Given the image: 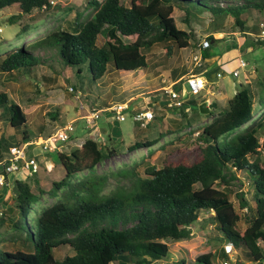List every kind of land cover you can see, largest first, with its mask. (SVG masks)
<instances>
[{"label": "trees", "instance_id": "obj_1", "mask_svg": "<svg viewBox=\"0 0 264 264\" xmlns=\"http://www.w3.org/2000/svg\"><path fill=\"white\" fill-rule=\"evenodd\" d=\"M88 5L93 14L87 20H82L77 13L68 28H56L29 46L6 50L0 59V71L12 77L29 73L42 61L33 51L41 46L55 50L74 73H81L86 66L94 81L100 77L115 80L111 78L114 74L118 76L122 71H134L147 65L144 48L163 43L170 53L172 45L184 48L195 39L191 29L177 26L173 16L175 7L183 10L187 24L191 17L211 15L210 21L217 29L231 16L243 34L240 9L264 10V0H129L128 3L88 0ZM50 7L51 0H0V11H12L7 19L10 23L34 11H48ZM27 30L23 25L21 31ZM207 38L212 43L202 52L205 62L220 55L211 51L217 38L211 35ZM200 40H196V46ZM203 67L195 69L194 73L202 74ZM179 83L173 84L175 89ZM74 90L77 92L76 88ZM204 100L189 99L175 108L181 117L174 132L188 129L189 136L197 132L199 152L192 154L184 147L177 156L165 159L160 167L145 168L143 177L136 175L134 168L129 172L118 170L119 177L136 175L132 188L117 187L103 194L107 175L70 180L71 176L91 171L116 154L115 148L104 147L93 137H86L80 145L67 151H55L64 176L54 181L48 192L57 196L52 204L35 208L43 193L41 188L38 194L32 189L30 179L36 182L33 176L37 174L15 177L13 203L1 210L0 215V226H5L8 233L3 240L20 242L23 246L31 241L33 248L0 250V264H161L168 257V240L189 239L193 235L192 226L204 210L209 213L205 221L212 224L213 231L206 236L219 243L220 249L199 254L189 264H215L218 257L225 261L229 255L227 245L242 251L248 262L262 263L264 87L263 93L254 97L247 85H241L227 100V106L217 112L210 110L218 108L217 102H210L209 112L205 114L207 122L195 130L193 125L202 114L198 106ZM187 107L191 116L185 110ZM1 118L13 127L27 123L23 108L3 90H0ZM260 135H263L262 141ZM163 136L164 133H159L151 140L135 141L127 149L149 148ZM21 140H31L27 130L23 131ZM12 145L16 144L0 136V171L4 170L3 161ZM239 170H246L248 183L253 187L254 208H250L242 194L239 197L240 208H247L249 214L240 213L231 199V182ZM241 220L247 223L244 229L239 227ZM60 245L70 246L74 254L56 259L53 249ZM167 264L186 262L179 259Z\"/></svg>", "mask_w": 264, "mask_h": 264}, {"label": "rangeland", "instance_id": "obj_2", "mask_svg": "<svg viewBox=\"0 0 264 264\" xmlns=\"http://www.w3.org/2000/svg\"><path fill=\"white\" fill-rule=\"evenodd\" d=\"M53 1L54 3L51 4L48 11H34L31 15H25L15 23H10L7 20L12 13L11 10L0 11V59L3 53L10 48L29 46L56 28H68L77 13H80L82 20H87L93 14L92 9L88 7V0ZM122 1L129 2V0ZM173 16L178 27L185 30L191 29L195 34V39L191 40L190 45L184 48H176L172 45L170 53L166 52L163 43L144 48L142 52L146 54L147 65L134 71H122L118 76L114 74L111 78L115 80L100 77L94 81L84 65H82L84 68L81 73H74L59 59L55 50L32 46V48L36 47L33 51L42 59L38 66L33 67L27 74L23 73L15 77L0 71V90L7 92L9 97L23 108L27 119L26 124L13 127L1 118L0 136H3L4 140L9 143L22 144L21 135L24 130H27L31 140L39 141L62 124L74 120L75 132L73 136H76V140L65 144L64 151L77 146L86 137L96 138L102 146L116 149V154L113 157L99 163L93 170H86L70 177L72 181L87 175H107L108 180L102 191L103 194H108L117 187L132 188L136 175L145 176V168L151 165L160 167L165 159L177 156L184 147L190 149L192 154L199 152L197 132L190 136L186 133L188 129L180 133L174 132L175 125L181 115L178 109L166 106L165 88L175 89L174 79L180 77L182 83H179V87L176 89L179 91L180 99L184 101L208 99L210 102H217L218 108H210L213 112L226 107L227 100L241 88V85H247L254 97L261 95L264 87V50L253 41L252 34L256 32L257 23L264 18V10L258 12L240 9L239 18L244 22L246 35L240 32L231 16L225 18L219 29L212 25V21H210L212 18L209 14L191 17L190 24L185 22L181 8L175 7ZM213 21H215L214 18ZM23 25L28 27L27 31H21ZM209 35L217 38V41H213L211 51L217 55L220 54V58L213 56L204 62L202 73L207 80V85L199 94L192 95L188 93L184 78L195 72L191 57L197 51L196 40ZM98 37L100 43L102 35ZM240 59L246 61L248 65L239 68ZM234 69H239L238 77L232 76ZM218 72L221 73L220 77L217 76ZM70 87L77 89L81 102H84L88 109H92L91 105H94L95 109H99L114 103L128 102L129 110L126 112V119L112 124L105 122L102 116L99 121L98 135L95 136L94 133L87 132L83 129V120L79 119L81 114L87 113V108L78 109L79 103L75 99L76 94L70 91ZM145 108L154 112L155 119L149 122L146 127L141 128L134 122L131 112ZM187 113L191 116V111H187ZM205 122H207L206 115L201 114V118L194 123L193 128L198 130ZM240 129H237L236 132ZM166 130H169V133L166 134ZM159 133H164V136L149 148L142 147L131 151L127 149L133 142L151 140L156 138ZM262 138L263 135H260V141ZM262 154L264 156V150ZM37 161L39 171L36 173L37 175L33 176L36 182L30 180L36 194H38V188L43 191L35 205L36 209H41L56 200L57 196L48 192L52 183L64 176V170L56 161L55 151H42L37 156ZM131 168H134L136 175L118 176V170L129 172ZM14 176L19 177L20 174L10 175V187H0V191L3 193L1 195L3 197L0 199V210H5L13 203L12 200L15 197ZM246 177V170L237 171L236 179L231 182L230 193L235 208L240 213L249 214L250 210L242 209L239 206L240 194L247 200L250 208L255 206L253 187L248 183ZM208 214L206 210L200 213L199 221L195 222L191 228L193 235L189 239L168 240V257L161 264L174 263L179 259H184L186 264H189L199 254L209 251L219 252V243L210 241L206 236L209 232L213 233L211 231L212 224L205 221ZM246 226L247 223L241 220L239 227L244 229ZM6 231L5 226L1 225L0 250L13 251L17 248L32 250L31 241L30 244L23 246L20 242L3 240V237L8 235ZM226 248L229 253L228 259L232 258L234 264H264V260L262 263L248 262L242 251L234 250L230 245H227ZM73 254V248L68 245H60L53 249V255L58 260L65 255ZM223 261L224 259L218 257L214 263L224 264ZM152 264L159 263L153 262Z\"/></svg>", "mask_w": 264, "mask_h": 264}, {"label": "built area", "instance_id": "obj_3", "mask_svg": "<svg viewBox=\"0 0 264 264\" xmlns=\"http://www.w3.org/2000/svg\"><path fill=\"white\" fill-rule=\"evenodd\" d=\"M53 3L54 1L51 0V4ZM252 37L253 41L259 44L264 50V19L260 20L257 23V31L252 34ZM211 43L212 41L209 40L207 36L203 37L198 43L197 51H195L191 57L194 69L201 68L204 65L205 61L202 52L204 49L209 48L211 46ZM238 65L239 68H244L248 65V63L240 59ZM217 76L220 77L221 73L218 72ZM232 76L238 77L239 69H234L232 71ZM178 81L182 83V79H179ZM184 82L188 87V93L192 95L199 94L207 85V81L204 76L202 74L195 73H191L187 77H185ZM69 89L76 94L75 99L79 103L78 109H86L87 106L84 104V102H81L78 92H75L73 87H70ZM165 93L166 106L168 108H176L182 106L184 100L180 99L178 90L173 89L172 87L165 88ZM189 109V107L185 108L186 111H189ZM86 110L87 113L81 114L79 116V119L83 120L84 123L83 129L87 130V132H92L95 136H97L98 132L100 131L99 121L102 116L104 120L112 124L114 122L124 121L126 119V112L129 110V105L128 102H120L111 104L104 108H87ZM131 116L133 117L134 122L137 123L138 127L141 128L146 127L149 122L155 119L154 112L149 108L132 111ZM74 122V120H71L70 122L62 124L47 137L39 141L29 140L27 142H23L22 144L10 146L7 151V157L5 161H3L4 170L0 172V187L6 183V174L13 173L20 175H33L38 173L39 163L37 161V156L40 155L42 151H62L64 150L63 147L65 144L72 143L74 140H76V136H73L75 132ZM36 148H38L37 151ZM227 260L223 261L224 264H234V262H232V258L229 257V259Z\"/></svg>", "mask_w": 264, "mask_h": 264}, {"label": "crops", "instance_id": "obj_4", "mask_svg": "<svg viewBox=\"0 0 264 264\" xmlns=\"http://www.w3.org/2000/svg\"><path fill=\"white\" fill-rule=\"evenodd\" d=\"M216 57H219L220 58V55L219 56H216ZM202 75L204 76V73H202ZM179 78L180 77H178L173 83H175L176 81H178L179 80ZM207 81V80H206ZM211 94H213V92H211ZM205 102H206V105L208 106V108H209V103H210V100H208V99H205L204 100ZM203 101V102H204ZM105 122H107L106 120H104ZM119 131V130H118ZM1 172V171H0ZM11 174H13V173H10V174H6V183L3 185V187H5V186H9L10 187V182H11V178H10V175ZM14 175V174H13ZM16 176H14V178H15ZM14 178H13V180H14ZM3 193L0 191V195H2ZM3 196H1V198H2ZM0 198V199H1ZM111 264H113V263H111Z\"/></svg>", "mask_w": 264, "mask_h": 264}, {"label": "water", "instance_id": "obj_5", "mask_svg": "<svg viewBox=\"0 0 264 264\" xmlns=\"http://www.w3.org/2000/svg\"><path fill=\"white\" fill-rule=\"evenodd\" d=\"M198 108H199V112L202 113V114H207L209 112V108L206 105L205 101L200 103Z\"/></svg>", "mask_w": 264, "mask_h": 264}]
</instances>
